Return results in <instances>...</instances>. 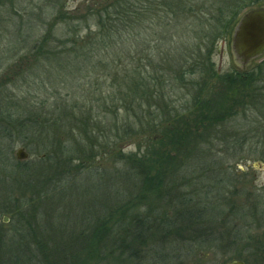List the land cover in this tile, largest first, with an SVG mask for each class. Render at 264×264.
I'll return each instance as SVG.
<instances>
[{"label":"rangeland","instance_id":"1","mask_svg":"<svg viewBox=\"0 0 264 264\" xmlns=\"http://www.w3.org/2000/svg\"><path fill=\"white\" fill-rule=\"evenodd\" d=\"M223 1L210 2L215 3V13H210L216 16ZM257 1L240 17L264 6V0ZM105 3L0 0V165L6 158L13 162L8 167L12 173L0 178V264L42 262L37 247L48 248L50 255L57 245L67 249L73 234H91L96 223L104 230L109 224L112 231L124 221L129 202L136 207L133 215H148L153 222L168 215L170 220L179 211L174 202L180 194L187 195L182 210L190 211L192 219L179 224L182 232L153 223L152 239L141 243L142 257L128 264H264V99L236 93L219 81V76L241 71L233 60L231 37L220 36V28L213 37L203 36L202 31L215 27L198 14H186L188 18L170 26L164 17L151 19V68L140 41L119 43L118 51L131 52L132 58L122 55L125 63L147 65L152 79L162 81L164 89L150 96L149 104L143 103L144 112L138 103L127 112L113 102L112 95L118 93L116 72L109 73L104 66L91 69L81 50L65 42L73 37L75 18ZM194 10L209 13L199 6ZM186 32L200 34L189 39ZM173 33L182 44L178 47L188 41L205 51L201 58L198 54L189 58L188 69L194 74L171 76L169 41L164 38ZM47 39V49L39 51ZM211 70L215 75L210 76ZM204 115L213 129L195 153L180 157L175 173H170L164 187H175L162 194L168 205L162 202L164 206L150 210L151 196L138 187L129 164L133 154L141 155L145 143L156 138L145 123L164 121L174 128ZM40 143L47 146L46 152ZM21 148L29 154L26 161L16 159ZM40 154H51V159L42 162ZM28 230H38L30 232L33 239ZM90 254L87 264H101L91 258L101 255L97 248ZM126 261L127 257L120 258L121 263Z\"/></svg>","mask_w":264,"mask_h":264},{"label":"trees","instance_id":"2","mask_svg":"<svg viewBox=\"0 0 264 264\" xmlns=\"http://www.w3.org/2000/svg\"><path fill=\"white\" fill-rule=\"evenodd\" d=\"M212 1L215 0H106L104 6L96 7L90 11L91 13H88L82 18H75L76 29L73 32V37L67 38L65 42H73L72 44L81 50V56L84 58L85 62L87 61L88 67L91 69H98V67L103 68L104 66L109 73L112 71L116 72L118 78H116L115 84H117L118 93L112 95L113 102L120 104L127 112L130 111L129 109H131L132 104L138 103V106L143 109L142 112H144V104L150 103V96H153L155 92H162L164 89L162 81L152 79V73L147 70V67L150 66L151 68L153 63L151 57L148 55L149 49L151 51L152 47L150 42H153L149 32L151 30L149 23L151 19L164 17L168 19L166 23L170 26L171 23V25H173L176 21H182L184 16L188 18L186 14H198L205 18L211 25V28L212 26L215 27V29L212 30L202 31L203 36L208 35L213 37L218 34L217 30L220 28L222 32H220L219 35L223 38H230L239 20L240 14L245 9L252 8L258 4L257 0H234V4L231 3L232 0H225L223 1V7L217 10V15L215 16L211 14L215 13V3L212 5V3H210ZM208 4L212 6L204 8ZM194 6L202 7V9L209 11V13L204 14L201 10L197 12L194 10ZM82 24L86 26L83 32L79 30ZM92 26L95 28H92ZM175 33L180 34L177 30ZM186 34L190 39L195 35H199L200 32H193L192 35L186 32ZM181 35H183V33ZM175 37L176 35L173 33L169 38H164V40L166 39L169 41L166 57H168V69L170 66L169 70L171 76L181 77L186 74H194V70L188 69L189 58H201V55L205 51L202 50L201 46L192 45V43L188 41H185V46L180 48L178 45L180 46L181 42L177 44V39H175ZM162 38L163 37L160 36V40ZM131 39L134 43L140 41L141 53L144 54L147 52L146 58L148 60V66H133L131 63H125L122 60L123 54L119 55L120 52L118 51V47H120L119 43L130 42ZM48 43V39L41 43L39 51L47 49ZM212 47H214V45H212ZM122 50L121 52L125 53L124 55L127 59L132 58L130 51L127 52L124 48H122ZM210 50L211 49L208 51ZM196 54H198V57L195 56ZM210 54L211 53H209V56ZM105 57L111 59V61L104 62ZM89 73H91V70ZM213 75L215 74L211 70L210 76ZM219 77L221 83L228 84L230 90H234L236 93L256 95L257 98L264 99V60L250 71L239 70L233 74ZM245 105L246 104L243 103V108L246 107ZM202 106L203 108H207L204 103ZM228 114L231 115V111ZM203 117L204 118L200 121L196 120L195 117L193 122H190L191 124L185 122L184 124H174V128H172L173 124H165L164 121H159L160 124L156 122L151 124L149 121L141 123L143 129H145L144 123L147 124L148 131L151 127L152 131L154 133L156 132L154 134L156 138L151 139V142L147 141L148 143H145L144 149H140L141 155L133 154L130 158L131 163L129 164H131L137 174L135 175L138 180V187H140L144 193H149L151 196L150 200L152 204L148 207L150 210L156 208L157 205H163L162 202L168 205V201L163 198L162 194L167 192L165 190H168L164 186L168 185L167 180L171 175L170 173H175L176 170L174 169L178 166L177 164L181 162L180 157H184L185 155L188 157L192 153H195V150H197L195 148H198L199 144L203 142V138L205 137L206 139L209 131L213 129V124H208L210 123L209 117L205 115ZM9 123L13 122H8V124ZM39 145L38 147L43 148L46 152L47 146L42 143ZM61 153L65 155L64 152ZM40 156L42 162L51 159V154H40ZM9 161L8 158L2 161L0 165V174H4H1L0 178L1 176H7L8 173H12L8 167L12 168L13 162ZM5 164H7V166ZM7 181L8 180H5L4 182ZM162 187L164 189L161 190ZM172 187H175V185H171L169 189L171 190ZM174 191L175 190H172V192ZM186 196L180 194L178 199L175 200L174 208L179 209L175 217L169 220L168 215H165V217L161 216L162 220H156L154 222L151 218V220L148 219V215L141 217L137 212V215H133L132 211L136 207L131 204L132 202H129L123 211V215H125L124 221H119L118 224H115L112 231L108 228L109 224L107 225V230H104L100 224L96 223L90 231L91 234H73V236H71V244H73L71 247L66 246L67 249L64 247L62 249L57 245L52 251V255H50L46 251V249H48L46 246H44L46 249H41V246L39 248L37 247L40 251V255L44 259L37 264H49L51 260H54V262L56 261V264H87V256L90 257L92 254H90V249L93 248H97L101 255L99 257L96 255V257L93 256L91 258L94 260L100 259L101 264H128L135 257H138L139 260L142 257L141 248L143 245L141 243L144 241L146 243V238H151V227L154 225L153 223L157 222V224H164L165 226L168 224L166 227L167 229L170 228L174 229L176 232H182L179 224L183 225L186 218L192 219V216L189 217V215H191L190 211L184 213L182 210V208L186 206V199H184ZM163 213L165 212L163 211ZM106 219L107 217L105 216L104 222L107 224V221H105ZM167 219L169 220L168 222L165 221ZM190 220L188 223L191 225ZM169 224L175 226L171 227ZM187 226L188 225L184 226L186 230H191V228H187ZM37 231L38 230H28V238H30V232L34 234V232ZM155 234L154 232L153 237ZM33 238L34 236L30 239ZM2 244L3 243L0 242V246H2ZM46 253H48V255H46ZM68 253H71V255H68ZM123 256L127 257L125 263L120 262V258Z\"/></svg>","mask_w":264,"mask_h":264},{"label":"water","instance_id":"3","mask_svg":"<svg viewBox=\"0 0 264 264\" xmlns=\"http://www.w3.org/2000/svg\"><path fill=\"white\" fill-rule=\"evenodd\" d=\"M231 53L235 64L246 71L253 62L264 57V6L243 13L235 25L230 39ZM18 161H26L29 154L25 149L16 152ZM5 222L8 219H4ZM231 264H245L234 261Z\"/></svg>","mask_w":264,"mask_h":264}]
</instances>
